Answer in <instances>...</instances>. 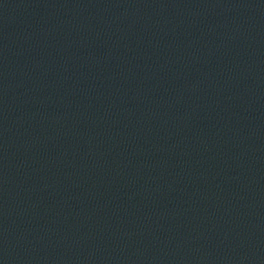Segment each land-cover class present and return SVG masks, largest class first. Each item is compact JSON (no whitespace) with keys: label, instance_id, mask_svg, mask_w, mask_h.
Instances as JSON below:
<instances>
[{"label":"water","instance_id":"1","mask_svg":"<svg viewBox=\"0 0 264 264\" xmlns=\"http://www.w3.org/2000/svg\"><path fill=\"white\" fill-rule=\"evenodd\" d=\"M0 264H264V0H0Z\"/></svg>","mask_w":264,"mask_h":264}]
</instances>
